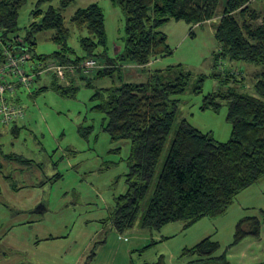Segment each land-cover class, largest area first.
Returning <instances> with one entry per match:
<instances>
[{
  "label": "rangeland",
  "instance_id": "374dc122",
  "mask_svg": "<svg viewBox=\"0 0 264 264\" xmlns=\"http://www.w3.org/2000/svg\"><path fill=\"white\" fill-rule=\"evenodd\" d=\"M37 2L27 0L21 8L19 35H24L32 21L31 12ZM225 2L221 0V5ZM58 3L54 0L52 5L57 7ZM92 3H97L104 12L108 52L114 56L123 47L125 18L111 0H74L63 11L65 23L72 31L69 44L82 54L79 34L70 18L78 8ZM48 7V3L40 5L42 10ZM251 7L261 9L256 0ZM216 20L200 26L185 21L167 22L160 30L170 53L153 58L146 68L131 65L120 70L125 80L137 83L145 82L150 72L169 66L179 65L192 73L186 91L174 97L179 101L177 119L151 188L181 120L186 119L202 132H210L217 142L231 138L226 102L221 101L218 111L204 110L201 107L206 95L226 93L229 89L256 95V71L251 69L260 68L226 60L220 66L215 65L214 54L219 51L214 35ZM258 24L264 21L259 19ZM52 33L36 36L37 54L48 55L58 49L50 39ZM93 70L87 74L93 76ZM226 70L235 72L239 80L243 77V83H226ZM201 77L202 90L195 93L194 83ZM50 81V74H44L30 92L22 89L20 103L25 115L19 134L14 135L11 126L0 121V264H152L161 256L164 264H188L191 257L182 256L184 248L208 236L220 243L219 254L227 251L229 264L264 261V177L242 191L225 213L204 217L186 230L182 222H175L160 231L134 227L118 233L107 219L116 197L128 188L125 175L131 142L111 140L103 129L105 116L94 108L96 101L92 99L96 88L111 79H97L88 86L76 77L78 90L71 96H62L53 89L33 94ZM11 153L33 160V166L5 160ZM23 168L29 169L28 176L24 177ZM42 205L45 211L40 213ZM245 216L260 219L259 237L247 236L233 244L237 222Z\"/></svg>",
  "mask_w": 264,
  "mask_h": 264
},
{
  "label": "trees",
  "instance_id": "16d2710c",
  "mask_svg": "<svg viewBox=\"0 0 264 264\" xmlns=\"http://www.w3.org/2000/svg\"><path fill=\"white\" fill-rule=\"evenodd\" d=\"M53 1L38 0L31 12L32 21L21 36L19 12L27 0H0V38L5 44L20 37L35 63L75 66L73 76L67 75L68 83L50 73V83L38 87L33 94L53 89L62 96H71L78 90L76 77L88 86L97 79H111L96 88L92 99L96 101L94 108L105 116L103 129L111 140L131 142L125 175L128 188L116 197L109 218L118 232L125 233L136 226L160 231L175 222H182L186 230L204 217L225 213L242 191L264 177V24H258L259 19L264 21V0H256L260 10L251 7L253 0H226L222 5L221 0H111L125 18L123 47L114 56L108 52L105 15L97 3L78 8L70 18L83 51L78 54L69 44L72 31L63 16L74 0H58L57 7ZM45 3L49 7L42 10L40 5ZM171 20L193 26L216 20L214 35L219 51L214 54L215 65L226 60L260 69L254 76L256 95L229 89L204 97V110L218 111L221 101L226 102L231 138L217 142L210 132L181 120L151 188L177 119L179 101L174 97L186 91L192 73L179 65L169 66L150 72L145 82L137 83L125 80L120 70L131 65L146 68L153 58L170 53L160 28ZM49 31L58 49L48 55L37 54L36 36ZM1 50L0 46V64L4 61ZM89 58L102 65L93 70V76L80 68ZM229 71L224 74L226 83H243V77L239 80L235 72ZM43 75H36L34 85ZM202 80L195 81V93L201 92ZM9 158L30 162L15 154ZM260 227L257 216L242 217L237 222L233 244L247 236L259 237ZM220 247L208 236L184 248L182 256L191 257L188 264H229L227 251L218 253ZM152 264H164V257Z\"/></svg>",
  "mask_w": 264,
  "mask_h": 264
},
{
  "label": "built area",
  "instance_id": "2783aa9c",
  "mask_svg": "<svg viewBox=\"0 0 264 264\" xmlns=\"http://www.w3.org/2000/svg\"><path fill=\"white\" fill-rule=\"evenodd\" d=\"M1 53L4 61L0 64V121L4 125H12L25 115L20 103L9 98L20 86L30 92L34 88L36 75L54 74L61 82H67V75L74 74L75 66H64L56 63H35L31 61L28 48L22 45L20 37L3 43L0 38ZM98 62L89 58L84 60L80 68L84 74L98 68Z\"/></svg>",
  "mask_w": 264,
  "mask_h": 264
},
{
  "label": "crops",
  "instance_id": "0c3cea01",
  "mask_svg": "<svg viewBox=\"0 0 264 264\" xmlns=\"http://www.w3.org/2000/svg\"><path fill=\"white\" fill-rule=\"evenodd\" d=\"M207 23H209V22H207ZM246 67H248V65L246 66ZM250 70V69H249ZM248 70V71H249ZM252 71H256L255 72V74L258 72L257 70H254V69H251ZM22 88H18L15 92H14V94H12V95H10L9 96V98H10V100L12 101V102H17V103H20L21 102V99H20V95H21V93H22ZM21 104V103H20ZM20 121H21V119L20 120H18L17 122H15V123H13L12 125H10L11 126V132L14 134V135H17V134H19V130H20ZM12 154H14V153H11V154H7L6 155V159L5 160H8V161H10V162H16L15 160H13V159H11V158H9V155H12ZM15 155H18V154H15ZM19 157H21V158H23V159H26V160H29L30 162H26V163H22V162H16V163H19V164H23V165H29V168H30V166H33V160H31V159H28V158H24L22 155H18ZM21 164V165H22ZM33 169V168H32ZM32 169H30V170H32ZM23 171L25 172V174H23L24 175V177L25 176H28L29 174V172H27V171H29V169H24L23 168ZM22 171V173H24ZM14 189H15V187H13ZM247 190V189H246ZM45 211V207L42 205V206H40V208H39V212L40 213H43ZM111 214V213H110ZM109 218H110V216H109ZM107 219V221L110 223V225L114 228V225H113V222H112V220H110V219ZM137 228H139L138 226H136ZM115 229V228H114ZM139 229H141V228H139ZM116 230V229H115ZM141 230H147V229H141ZM117 231V230H116ZM118 232V231H117ZM118 233H120V232H118ZM120 234H123V233H120ZM49 238H53V237H49ZM48 239V238H47ZM261 262H263V261H260V262H258L257 264H259V263H261ZM88 264V263H87Z\"/></svg>",
  "mask_w": 264,
  "mask_h": 264
}]
</instances>
